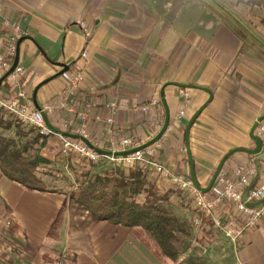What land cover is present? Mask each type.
<instances>
[{
    "label": "crops",
    "instance_id": "obj_1",
    "mask_svg": "<svg viewBox=\"0 0 264 264\" xmlns=\"http://www.w3.org/2000/svg\"><path fill=\"white\" fill-rule=\"evenodd\" d=\"M0 5V27L9 19L24 31L20 63L28 72L32 105L61 100L66 84L59 63L84 72L71 103L89 111L93 145L108 149L111 138L133 137L147 144L169 114V127L157 141L158 158L173 172L190 175L186 128L205 105L190 131L204 187L227 153L256 149L251 130L264 116V9L232 0H0ZM0 87L6 90L7 84ZM154 99L158 104L144 110ZM111 103L118 111L113 124L107 122ZM61 113L50 115L49 124L64 129ZM52 155L73 178L67 159L62 161L66 157ZM256 158L236 152L222 172L231 176ZM153 176L163 189L173 186ZM63 181L46 180V192L28 190L0 169V260L4 240V250L18 264H54L55 253L64 251L72 255L66 264H164L130 228L96 221L78 207ZM8 220L13 227L6 226ZM196 233L194 251L209 264H264V220L237 242L205 220Z\"/></svg>",
    "mask_w": 264,
    "mask_h": 264
},
{
    "label": "built area",
    "instance_id": "obj_2",
    "mask_svg": "<svg viewBox=\"0 0 264 264\" xmlns=\"http://www.w3.org/2000/svg\"><path fill=\"white\" fill-rule=\"evenodd\" d=\"M2 10L0 5V19ZM86 34L90 35V28L82 23ZM8 32V34L6 33ZM24 31L19 21L5 19L0 27V78L10 70L14 62L18 41L23 37ZM83 57H88V52L83 51ZM27 70L19 62L14 71L3 81L7 84L6 90L0 87V112L8 114L22 121L27 127H34L41 135L55 136L58 140V154L63 157L78 155L88 162H107L126 167L140 164L149 167L159 176L168 179L183 191L190 193L194 199V207L198 214L196 225L201 227L205 220L212 224L218 231L225 234L231 241H239L244 233L255 228L264 220V121L260 122L255 135L262 140V150L255 160L248 164L236 167L232 175L220 172L212 188L204 193L198 190L189 174L175 173L160 162L158 155L161 144L155 142L145 148L135 138H123L116 140L111 138L110 147L106 150L119 153L134 150L127 155H104L98 152L96 145L91 147L92 134L89 129V111L75 110L71 98L84 81L82 70L67 71L63 74L66 89L59 102L51 101L42 108H36L30 102L27 90ZM185 96L188 97V94ZM158 104L154 99L144 110ZM62 113L61 119L65 130H73L79 138L66 136L61 132L48 127L47 118L55 114L57 110ZM111 115L107 122L113 124L118 113L117 105L111 103ZM76 113L73 120L72 113ZM184 115L185 112L180 113ZM11 222H8V225ZM63 259L57 260L56 264L67 262L69 253H62ZM66 259V260H64Z\"/></svg>",
    "mask_w": 264,
    "mask_h": 264
},
{
    "label": "trees",
    "instance_id": "obj_3",
    "mask_svg": "<svg viewBox=\"0 0 264 264\" xmlns=\"http://www.w3.org/2000/svg\"><path fill=\"white\" fill-rule=\"evenodd\" d=\"M235 1L264 9V0ZM46 145L47 137L36 128L28 129L22 121L0 112V169L8 179L28 190L46 192L49 187L40 175V167L51 165L45 174L57 181L60 172L70 182L71 198L78 207L87 210L96 221L130 228L132 236L162 263L209 264L194 251L198 228L195 221L200 215L197 211L191 216L177 212L174 196L183 190L174 184L177 191L172 187L163 189L153 176L155 173L140 164L126 167L94 163L70 155L65 164L73 171L72 178L57 167V162L42 154Z\"/></svg>",
    "mask_w": 264,
    "mask_h": 264
},
{
    "label": "water",
    "instance_id": "obj_4",
    "mask_svg": "<svg viewBox=\"0 0 264 264\" xmlns=\"http://www.w3.org/2000/svg\"><path fill=\"white\" fill-rule=\"evenodd\" d=\"M24 38L22 37L19 41H18V44H17V52H16V56H15V59H14V62L12 64V67L10 68V70L8 72H6L0 79V86L1 84L3 83L4 80H6V78L14 71V69L16 68V66L18 65V63L20 62V46H21V43L23 42ZM59 66L62 67V70L60 71L59 75H63L64 73H66L68 70H69V66L65 63H59ZM179 86H183V87H191V85H179ZM196 88H199V89H204L206 91H208V89H205L203 87H198V86H195ZM39 88L36 89L35 91V96L37 94V91H38ZM210 92V91H208ZM206 106L204 105L202 108H200L193 116L192 118L190 119L188 125H187V128H186V145H187V151H188V155H189V161H190V176H191V179L193 180L194 182V185L195 187L202 191V192H208L213 184L215 183L218 175L220 174V172L222 171L223 167H224V164L225 162L230 158L231 155H233L234 153L236 152H246L248 154H251V155H256L258 153H260V151L262 150V140L257 136L255 135V131L259 125L260 122L264 121V116L261 117L252 127V130H251V138L255 141L256 143V149H245V148H236L232 151H230L229 153H227L221 163L219 164L217 170L215 171L214 173V176L213 178L211 179L210 183L208 186L204 187L198 180L197 178V175H196V171H195V163H194V158H193V154H192V150H191V146H190V131H191V128H192V125L195 121V119L198 117V115L202 112V110L205 108ZM169 114L167 116V120H166V123L162 129V131L157 135V137H155L152 141H150L149 143L147 144H144L142 145L141 148H145L155 142H157L158 140H160L162 138V136L165 134V132L167 131L168 127H169ZM47 125L49 128L55 130V131H58L56 130V128H54L52 125L49 124L48 120H47ZM60 132V131H58ZM63 134H65L66 136H70L72 138H79L80 136L77 135V134H73V133H65V132H61ZM88 144L91 146V147H94L92 143L88 142ZM99 153L101 154H104V155H112V154H115V155H127L131 152H133L134 150H128V151H124V152H119V153H112L111 151H108L106 149H101V148H98L97 149Z\"/></svg>",
    "mask_w": 264,
    "mask_h": 264
},
{
    "label": "rangeland",
    "instance_id": "obj_5",
    "mask_svg": "<svg viewBox=\"0 0 264 264\" xmlns=\"http://www.w3.org/2000/svg\"><path fill=\"white\" fill-rule=\"evenodd\" d=\"M232 1H234V2H236L235 0H232ZM24 54H22L21 55V60H23L24 59ZM29 128V127H28ZM55 128V127H54ZM64 128V127H63ZM61 131V130H60ZM66 131H70V133H73V130H70V129H67V130H65V129H63V131L62 132H66ZM73 134H76V133H73ZM65 135V134H64ZM78 135V134H77ZM46 136V135H45ZM47 137V148H48V151L49 152H51V153H49L48 151H45V152H43V150H42V154L45 156V157H47L48 159H50L51 160V156H49V154H51L52 155V153H53V155L52 156H60V157H62L60 154H58V150H57V147H58V140H57V138L55 137V136H46ZM46 153V154H45ZM71 156H73V157H79V158H81L80 156H78V155H71ZM55 160H56V158H55ZM59 160H61V159H59ZM63 160H66V158L65 159H62V161ZM52 162H53V160H52ZM54 163V162H53ZM52 163V164H53ZM63 163V162H62ZM49 169H51V165H44V166H41L40 167V175L41 176H43V178L45 179V180H47V181H49V183H51V184H53V183H58V185H62L63 184V177H61V173L60 172H58V176L56 177L57 178V181H54V178H52V176H49V175H46L45 173L47 172V170H49ZM54 169V168H53ZM55 169H58L59 170V168H55ZM57 170V171H58ZM155 173V172H154ZM61 174V175H60ZM155 174H157V173H155ZM158 175V174H157ZM214 176V175H213ZM191 177V176H190ZM213 178V177H212ZM49 179V180H48ZM65 180V179H64ZM168 180V179H167ZM66 181V180H65ZM66 182H68V181H66ZM70 183V182H69ZM67 184L68 185V188L69 189H67L66 190V192H68V197L69 198H71V187H70V184ZM172 188H175L176 189V191L178 190V188L176 187V186H171ZM166 189V188H165ZM204 193H207V192H204ZM72 199V198H71ZM174 199H175V202L177 203L176 205H177V212L178 213H186V214H188L189 216H191V215H196V210H195V208H194V201H193V197L190 195V193H188V192H186V191H181V194L180 193H177L175 196H174ZM73 200V199H72ZM75 202V201H74ZM84 210V209H83ZM11 222V224H7V222ZM7 222H6V226L8 227V228H11V227H13V223H12V220H8ZM3 242H5L4 240H3ZM2 242V246H3V248L5 249V247H4V244L5 243H3ZM3 249V254L5 255V258H2L1 260H0V264H18V263H16V257H12L11 255H9V254H7L6 253V251ZM64 252H68V251H64ZM62 253L63 252H57V253H55V256H53V260H54V264H56L55 262L57 261V260H60L61 258L63 259V256H62ZM69 253V252H68ZM9 255V256H8ZM7 257H9V259L7 258ZM72 257V255H70L69 254V257H68V260H67V262H64L63 260H62V264H66V263H69L70 262V258ZM15 259V260H14ZM50 259V258H49ZM64 260H66V259H64Z\"/></svg>",
    "mask_w": 264,
    "mask_h": 264
}]
</instances>
